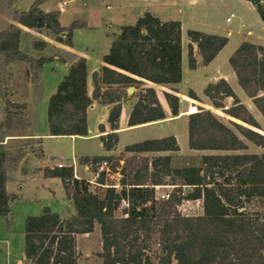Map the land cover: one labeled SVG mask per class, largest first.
Segmentation results:
<instances>
[{
  "label": "trees",
  "instance_id": "trees-1",
  "mask_svg": "<svg viewBox=\"0 0 264 264\" xmlns=\"http://www.w3.org/2000/svg\"><path fill=\"white\" fill-rule=\"evenodd\" d=\"M45 1L48 0H34L27 10L13 8V2H9L15 22L0 30V73L10 64L26 63L34 72L31 82L39 95L41 69L53 56L34 57L22 50V27L44 30L55 41L72 46L77 26L76 22L62 25L57 10L40 7ZM248 1L264 22V0ZM187 34L188 65L192 69L209 64L228 42L227 36L216 33L189 29ZM33 45L43 50L48 42L37 40ZM58 59L66 63L67 73L48 100L49 134L87 135V109L98 100L112 104L108 116L111 131L100 135L104 149L111 151L119 141L117 129L122 101L129 96L128 87H140L145 81L176 84L182 80L181 22L163 20L146 11L134 24L122 25L112 35L99 71L93 73L91 95L87 89L86 58L76 56L71 62ZM229 63L239 85L264 117V45L241 42ZM103 87L106 88L102 90ZM203 92L214 107L222 108L241 123L229 119L230 126L210 109L191 106L188 146L204 152L197 164L172 165V156L166 153L179 151L180 145L170 134L127 144V157H80V164H89L97 172L94 188L88 179L75 176L72 165L40 169L45 177L61 179L75 214L62 218L45 206L39 214L25 218V256L32 264H78L76 235L93 232L97 225L102 239L98 256L103 264H264V152L247 151L248 142L264 148V133L225 78L209 82ZM163 94L172 116L178 115L180 98L176 89ZM134 95L128 126L166 117L153 87H144ZM188 95L199 100L192 89ZM228 97L232 103L226 107ZM29 110L26 102L7 100L5 118L0 121V216L7 219L15 194L6 185L10 171L19 167L25 151L22 144L8 146L3 139H33L36 115ZM100 131H105L104 124ZM103 161L108 164L105 168ZM114 173L120 175L119 188L105 181ZM166 184L175 187L167 196H158L156 186ZM123 200L128 204L119 209ZM185 200H199L201 212L183 213L179 206Z\"/></svg>",
  "mask_w": 264,
  "mask_h": 264
},
{
  "label": "rangeland",
  "instance_id": "rangeland-1",
  "mask_svg": "<svg viewBox=\"0 0 264 264\" xmlns=\"http://www.w3.org/2000/svg\"><path fill=\"white\" fill-rule=\"evenodd\" d=\"M9 2H13V8L15 6L19 10H27L34 0H0V30L15 22L12 18ZM60 3H63V6H60ZM40 7L43 10H57L62 25L68 26L76 22L77 26L73 29L72 46L55 41L44 30L38 31L22 27L20 40L22 50L34 57L53 56V59L47 61L41 69L40 95L33 88L31 82L34 72L29 69L26 63L10 64L5 67L4 72L0 73V121L5 118V102L7 100L19 103L26 102L29 104L31 112L34 111L36 115L35 132L42 137V145L38 144L40 139L34 138L23 139L22 142H16L17 140L11 139L13 138L11 136L3 139V143L8 146L16 143L22 144L25 156L20 162V164L22 163L21 167L19 164L16 170L10 171L11 178L7 182V187H10L15 198L10 202V218L0 216V264H32L25 256L24 223L27 216L39 214L45 206H49L52 211L61 216H69L70 213L74 212L73 205L69 204L65 196L61 179L45 177L41 171H37L42 167L37 168L36 166L45 167V165H52L58 161L73 164L78 160L79 163L82 156L101 155L106 151L99 131L101 124L109 126L108 116L111 111L109 104L99 103L95 108L88 111L87 135H77L76 137L49 135L47 125L48 100L67 73L66 63L58 57L71 62L76 56H84L87 61L88 88L91 89L93 87V73L101 67L103 55L108 52L111 45L112 35L118 33L122 25L134 24L141 14V10H143L142 6H133L128 0H48L40 4ZM149 9L161 18L181 19L184 22L182 25L183 76L178 84L179 95L187 94L190 88L203 95L202 85L207 77L215 72L214 66L196 69L189 67V37L187 34L189 29L211 33L215 32L212 25H223L227 28H237L238 25H242V35L235 34L232 37L231 44L226 49L228 51L240 37L242 38L247 33L248 29H251L255 35L261 34V25H264L257 10L248 0H199L192 6L182 0H171L170 3H161L157 6H151ZM227 17L230 18V21H226ZM37 40L47 41L48 46L43 50L34 48L33 43ZM196 55L198 56V54ZM222 64V68L231 69L229 61ZM234 85L240 89L241 95L246 99V94L236 80ZM142 89L139 88V91ZM161 98L166 102L163 96ZM187 104L183 97L181 109H185ZM252 107L254 117L261 125L260 131L264 133V117L259 114L253 104ZM129 108V103L122 102L120 126L126 124ZM216 113L224 123L232 126L226 113L222 110H218ZM237 122L241 123L238 120ZM27 131L30 132L31 129ZM170 134L176 136L180 145L179 151L166 153L172 156V165L179 167L186 164H197L200 155L204 152L189 148L188 116L185 114H180L166 122L121 130L118 144L113 153L127 157L130 155L124 153V147L127 144ZM1 135L0 132V137ZM247 151L261 153L264 152V148L248 142ZM123 162L121 160V163ZM101 169L103 168H98V170ZM90 170L93 171L92 166H90ZM119 178L120 175L114 173L109 175L105 181L108 185L114 184L119 188ZM92 184L93 188L97 187L95 182ZM173 187L175 185L166 184L157 185L155 189L158 196L165 197ZM179 208L185 214L200 213L202 210L199 200H185ZM78 242L77 250L80 252V264H103L102 258L98 256V253L102 251V239L98 225L90 235H80Z\"/></svg>",
  "mask_w": 264,
  "mask_h": 264
},
{
  "label": "crops",
  "instance_id": "crops-1",
  "mask_svg": "<svg viewBox=\"0 0 264 264\" xmlns=\"http://www.w3.org/2000/svg\"><path fill=\"white\" fill-rule=\"evenodd\" d=\"M128 1L131 2V4L133 6L138 5V6H142L143 7V10H141V14L140 15H142L146 11H149V12H152L153 14H155L153 11H151L149 9V7H151V6H157V5L161 4V3H170L171 2V0H128ZM182 1L183 2H186L187 4H189V6H192V5L196 4L199 0H182ZM142 3L144 5H141ZM227 18H226V21H230V20H227ZM161 19H163V20H169V18H161ZM176 20H179L181 22V28H182V25H184L183 20H181V19H176ZM241 26L242 25H238L237 28H231V27L227 28V27H225L223 25H212L213 29H215V32H211V33H216V34H220V35L227 36L228 37V42L220 50V52L215 56V58L209 64H207V65H199L197 68H199V67L211 68L212 66H214V68H215L214 74L208 76L207 77V80L202 85V88H201L202 89V92H203L205 86L209 82H215V81H217L220 78H225L229 82V84L232 86V88L234 89L235 93L237 94V96L239 97V99L241 100V102L244 103L247 106V108L250 110V112L254 115V113H253V107H252V104L254 105V103L252 102V99L250 97H248V95L244 92V90L242 89V87L239 85V87L243 90V92L247 96V98L245 99L241 95L240 89L236 88V86L234 85L235 80L237 81V77H236V74H235L234 70L232 69V67H231V69H228V68H225L224 69V68H222V65H223L222 63L223 62H226V61L227 62L229 61V57L231 56V54L234 52V50L239 46V44L241 42H243L245 40H248V41H252V42H255V43H259V44H263L264 45V25H261L262 26V33L261 34H256L255 35L254 32L251 29H248L247 30V33L244 34V36L242 38L240 37L237 40V42L234 44V46L232 48H230L228 51H226L227 46H229V44H231L232 37L235 34L236 35H242ZM193 45H194V50H196V44H193ZM222 54H224V55H222ZM183 57H184V49H183V44H182V61H183ZM221 58H223V60H221ZM197 60L200 62V60H201L200 55L197 56ZM99 69L96 70V71H99ZM87 72H88V69H87ZM179 83H176V84H169V83L168 84H156V83H152L150 81H145L140 87H137L136 88V87L132 86L134 89L131 92L128 91V89H129V87H128V89H127V93L129 95L128 96V99H126V100H124L122 102L129 103L130 104V108H129L128 113H127L126 124L125 125H122V126H120L118 124V127L119 128L117 129V132H118L119 136H120L121 130H124V129H127V128L143 127V126H147V125H152V124H157V123H161V122H166V121L172 120L173 118H176L180 114H185V115L188 116L189 113H191L189 111L191 106H195L196 108H198L199 106H202L204 108L210 109L215 114H217L216 112H218V110H222V108H216V107H214L212 105V102L208 99V97H206L204 95V92H203V95H202L201 93H199V92L195 91L194 89L190 88V89L194 90V92L198 95L199 100H195V99L191 98L188 95V93L187 94L185 93L183 95H179V93L177 91L178 90V84ZM144 87H153L156 90L157 97H158L160 103L162 104V106L164 108L166 117L164 119L157 120V121H153V122H147V123L138 124V125H134V126H128V118H129V114H130V111H131V108H132V104L136 100V95L132 96V94L138 92L139 91V88H144ZM105 88L106 87H103L102 90H104ZM87 89H88V94L91 95L92 92H93V89H94V82H93V87L91 89H89L88 88V73H87ZM174 89H176V93H177V95L180 98L179 114L176 115V116H172V114L170 112V107H169L167 101L164 102L162 100V98H161V96L164 97V94H163L164 91H171L172 92ZM183 97L186 99V101L188 103L187 104V107L185 109H181V100L183 99ZM208 102H210V104H208ZM99 103L100 102L98 100H94V102L87 109V115H88V111L91 110V109H93V108H95V106L98 105ZM231 103H232V98H229L228 97V98L225 99L226 107L230 106ZM109 105L112 108V104H109ZM254 107H255V109H257L255 105H254ZM258 112H259V114H261L259 110H258ZM261 116H263V115L261 114ZM229 119L235 120V121H237V120L240 121L239 119L234 118V117H230V116H229ZM104 129H105L104 132L99 131V134L100 135L111 131L110 125L109 126H105L104 125ZM34 133H35V135L33 136V138L36 139V140L37 139H40V142L38 144H41L42 145V137L39 136L37 134V132H34ZM64 136L76 137L77 135H64ZM113 151L114 150L105 151L104 155H116V153H113ZM77 161L73 162V164H65L62 161H58L57 163H54L52 165H45V166L54 167V166H57L58 163H63L64 165H72L74 167V171H75V176L76 177L85 178V179H88L89 181H91L92 183H94L95 182L94 180H96L97 172H95V171L93 172L92 170H90V166L91 165H89V164H79ZM21 165H22V163L20 164V167H21ZM36 167L37 168H41V167H44V166H36ZM37 171H41L42 172V170H40V169L37 170ZM6 187H7V185H6ZM7 190L12 193V191L10 190V187H7ZM68 202H69V204L73 205L70 200H68ZM73 207H74V205H73ZM73 209H74L73 210L74 212L73 213H70L69 216H61V215L60 216L62 218H68V217H70L71 215L75 214V208H73ZM91 233L92 232L83 233V235H90ZM80 235H82V234H77L76 235L77 247L79 246L78 240H79V236ZM78 264H80V260H79Z\"/></svg>",
  "mask_w": 264,
  "mask_h": 264
},
{
  "label": "built area",
  "instance_id": "built-area-1",
  "mask_svg": "<svg viewBox=\"0 0 264 264\" xmlns=\"http://www.w3.org/2000/svg\"><path fill=\"white\" fill-rule=\"evenodd\" d=\"M60 6H63V3H60ZM227 20H230V18L228 17ZM57 166L62 167V166H64V164L63 163H58ZM103 166H107V161H103L102 162V167ZM127 204H128L127 201L126 200H123L121 202V205L119 206V209L124 208L125 206H127Z\"/></svg>",
  "mask_w": 264,
  "mask_h": 264
},
{
  "label": "water",
  "instance_id": "water-1",
  "mask_svg": "<svg viewBox=\"0 0 264 264\" xmlns=\"http://www.w3.org/2000/svg\"><path fill=\"white\" fill-rule=\"evenodd\" d=\"M134 88L132 86L129 87L128 91L131 92Z\"/></svg>",
  "mask_w": 264,
  "mask_h": 264
}]
</instances>
